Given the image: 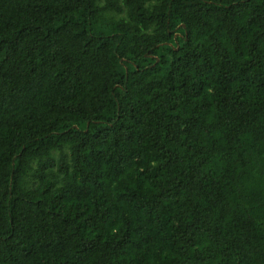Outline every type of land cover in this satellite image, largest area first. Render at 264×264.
Segmentation results:
<instances>
[{"label":"trees","instance_id":"1","mask_svg":"<svg viewBox=\"0 0 264 264\" xmlns=\"http://www.w3.org/2000/svg\"><path fill=\"white\" fill-rule=\"evenodd\" d=\"M0 264H264V0H0Z\"/></svg>","mask_w":264,"mask_h":264}]
</instances>
